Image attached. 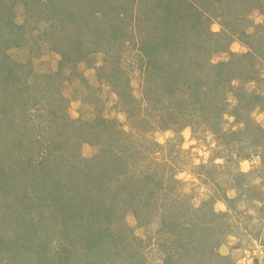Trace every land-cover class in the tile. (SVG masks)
Wrapping results in <instances>:
<instances>
[{"label":"rangeland","instance_id":"obj_1","mask_svg":"<svg viewBox=\"0 0 264 264\" xmlns=\"http://www.w3.org/2000/svg\"><path fill=\"white\" fill-rule=\"evenodd\" d=\"M261 114L264 0H0V264H264Z\"/></svg>","mask_w":264,"mask_h":264},{"label":"trees","instance_id":"obj_2","mask_svg":"<svg viewBox=\"0 0 264 264\" xmlns=\"http://www.w3.org/2000/svg\"><path fill=\"white\" fill-rule=\"evenodd\" d=\"M190 1H191V3H192V0H190ZM249 55H250V53H249ZM174 82H175V81H174ZM174 82H173V83H174ZM176 83H178V86H179V84H181V85H183V86L185 85V84H184V80H182V81H180V82H179V81H176ZM171 84H172V83H171ZM195 88H197V90H198V88H199L198 83L194 85V87H193L192 90H194ZM182 89H183V88H182ZM199 90H200V91L198 92V95L201 94V93H203V92H205V90H202V91H201V88H200ZM216 92H218V91H216ZM215 107H216V106H215ZM181 109H182V111H183L184 107H182ZM213 112H217V111H215V110L212 111V116H216V119H217V114H216V113H213ZM262 159H263V158H262ZM231 175H232V176H236V175H234V174H232V173H231ZM242 175H243V174H238L237 176L242 177ZM137 195H138V194H137ZM138 196H139V195H138ZM224 226H225V225H222V226L220 227V228L223 227L221 230H219V229L217 230V232H218L217 234H218V236H220V237H221L223 234H225V229H226V228H224ZM184 242H185V239L182 240V238H181V239H180V242H179V247H180V248H182V243H184ZM185 243H186V244H189L187 241H186Z\"/></svg>","mask_w":264,"mask_h":264},{"label":"clouds","instance_id":"obj_3","mask_svg":"<svg viewBox=\"0 0 264 264\" xmlns=\"http://www.w3.org/2000/svg\"><path fill=\"white\" fill-rule=\"evenodd\" d=\"M212 28H213L214 31H218L219 30V26L218 25H215V24L212 25ZM238 47H239L238 44H234L233 45V48L234 49H236ZM258 119H264V114H261V116L258 117ZM185 135H187V131L185 132ZM185 147H187V145H185ZM247 164H248V162L247 161H244V170H247ZM230 195H231V193H230ZM220 206H222V205H220ZM224 251H226V249H224Z\"/></svg>","mask_w":264,"mask_h":264}]
</instances>
